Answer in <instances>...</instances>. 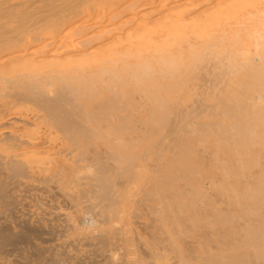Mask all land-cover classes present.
I'll use <instances>...</instances> for the list:
<instances>
[{
  "label": "bare ground",
  "instance_id": "obj_1",
  "mask_svg": "<svg viewBox=\"0 0 264 264\" xmlns=\"http://www.w3.org/2000/svg\"><path fill=\"white\" fill-rule=\"evenodd\" d=\"M0 264H264V0H0Z\"/></svg>",
  "mask_w": 264,
  "mask_h": 264
}]
</instances>
